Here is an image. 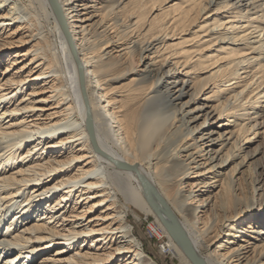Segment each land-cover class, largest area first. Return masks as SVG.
I'll return each instance as SVG.
<instances>
[{
  "label": "bare ground",
  "instance_id": "bare-ground-1",
  "mask_svg": "<svg viewBox=\"0 0 264 264\" xmlns=\"http://www.w3.org/2000/svg\"><path fill=\"white\" fill-rule=\"evenodd\" d=\"M138 213L264 264V0H0V264H160Z\"/></svg>",
  "mask_w": 264,
  "mask_h": 264
},
{
  "label": "water",
  "instance_id": "water-1",
  "mask_svg": "<svg viewBox=\"0 0 264 264\" xmlns=\"http://www.w3.org/2000/svg\"><path fill=\"white\" fill-rule=\"evenodd\" d=\"M133 168V167H131ZM139 180L141 182L142 188L144 190V194L146 196V200L149 205L153 208L155 213L162 219L165 226L171 232V234L179 240L181 245L185 248V250L189 253V255L194 258V261L198 263L193 252L190 250L189 242L185 236V233L177 221L175 215L162 199V197L158 194L153 185L143 176L138 174Z\"/></svg>",
  "mask_w": 264,
  "mask_h": 264
},
{
  "label": "rangeland",
  "instance_id": "rangeland-1",
  "mask_svg": "<svg viewBox=\"0 0 264 264\" xmlns=\"http://www.w3.org/2000/svg\"><path fill=\"white\" fill-rule=\"evenodd\" d=\"M142 29L143 27L138 28L136 30V34L139 33V35L137 36L139 38L138 41H142L143 38L145 39V37L147 36L145 34L140 36V34L143 33ZM135 67H136V59L132 57V61L130 65L127 66V69L135 68ZM122 71L124 73V71L126 70H122ZM122 71H120V73ZM124 81H127V79H125ZM140 108L142 112L145 110L143 106ZM168 125H170V122L166 123L165 128ZM138 214H139V219L135 220L132 215H130V219L136 222V230L145 238L144 245L148 253L151 256H153L160 264H179L176 258H173L172 255L166 253V249L161 244H159L160 241H158L149 231L148 227H149L150 222H154L153 217L151 215L144 216L142 213H138Z\"/></svg>",
  "mask_w": 264,
  "mask_h": 264
}]
</instances>
